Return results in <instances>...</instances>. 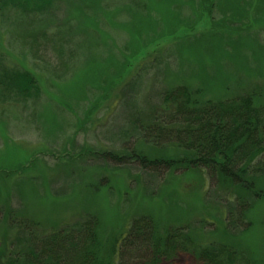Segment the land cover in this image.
Returning <instances> with one entry per match:
<instances>
[{
  "label": "rangeland",
  "instance_id": "obj_1",
  "mask_svg": "<svg viewBox=\"0 0 264 264\" xmlns=\"http://www.w3.org/2000/svg\"><path fill=\"white\" fill-rule=\"evenodd\" d=\"M38 3L27 14L13 0L5 10L0 4V70L27 72L40 88L21 104L0 103V264L9 253L10 210L45 233L96 216L101 264H116L114 249L131 220L145 213L160 236L172 226L201 223L191 233L199 244L237 240L223 231L222 208L204 201L200 174L166 176L150 198L136 170L100 167L88 152L118 150L132 111L116 104L136 73L135 107L143 111L156 105L160 90L179 84L203 100L247 94L264 105V0ZM100 179L105 187L98 188ZM249 219L253 229L240 236L238 248L264 264V201ZM133 264L206 263L180 252L152 253Z\"/></svg>",
  "mask_w": 264,
  "mask_h": 264
},
{
  "label": "trees",
  "instance_id": "obj_2",
  "mask_svg": "<svg viewBox=\"0 0 264 264\" xmlns=\"http://www.w3.org/2000/svg\"><path fill=\"white\" fill-rule=\"evenodd\" d=\"M38 1L13 0L14 8L19 6L25 14L37 12ZM0 4L5 10L7 0ZM138 76L123 85L116 104L124 103L133 113L121 132L118 150L88 152L89 161L104 168L136 170L150 198L156 197L157 183L166 176L200 174L204 201L222 208L224 233L238 238L230 245L199 244L191 233L200 230L201 223L172 226L160 236L152 216L145 213L131 220L125 238L114 249L116 264L138 263L152 253L170 257L180 252L206 264H253L238 247L240 236L253 229L249 215L264 201V105H257L247 94L203 100L198 91L179 84L160 90L156 105L143 111L135 107ZM39 94L38 83L27 72L0 70V103L21 104ZM138 143L154 155L139 151ZM100 180L98 188L105 187L106 179ZM4 213L1 209L3 219ZM14 214L10 210L5 218L12 235L3 264H101V224L96 216L86 214L45 233L38 224Z\"/></svg>",
  "mask_w": 264,
  "mask_h": 264
}]
</instances>
